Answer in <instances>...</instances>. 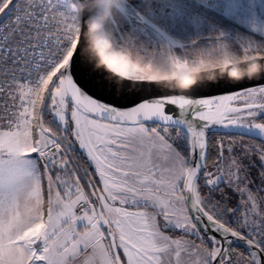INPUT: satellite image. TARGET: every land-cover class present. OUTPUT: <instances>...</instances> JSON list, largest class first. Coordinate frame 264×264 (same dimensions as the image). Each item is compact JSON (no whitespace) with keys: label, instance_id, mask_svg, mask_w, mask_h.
<instances>
[{"label":"snow or ice","instance_id":"1","mask_svg":"<svg viewBox=\"0 0 264 264\" xmlns=\"http://www.w3.org/2000/svg\"><path fill=\"white\" fill-rule=\"evenodd\" d=\"M218 4L0 0V264H264V36Z\"/></svg>","mask_w":264,"mask_h":264},{"label":"rangeland","instance_id":"2","mask_svg":"<svg viewBox=\"0 0 264 264\" xmlns=\"http://www.w3.org/2000/svg\"><path fill=\"white\" fill-rule=\"evenodd\" d=\"M256 2L257 4H259L260 0H256ZM215 13H218L222 17L228 19L229 21L234 23L235 26H233L231 23L229 24L217 19V17L214 15ZM256 15L257 20L254 27L258 28L259 25L264 24V13H261L259 7H257L256 9ZM202 17L203 27L205 29H207L208 27H214L215 29L225 32L227 35L237 40H241L243 38L244 41H250L254 47L262 43L259 37L264 36V32L254 30L253 26H249V23L244 14L230 11L226 6L225 0H219L218 6L208 12L206 11L202 13ZM116 18L119 19L120 15L118 14ZM161 51H164V49L162 48ZM206 51L210 52L211 47ZM205 56L209 57L208 55ZM197 59L205 61L203 60L204 57H197ZM222 59L223 57L221 56V60Z\"/></svg>","mask_w":264,"mask_h":264},{"label":"water","instance_id":"3","mask_svg":"<svg viewBox=\"0 0 264 264\" xmlns=\"http://www.w3.org/2000/svg\"><path fill=\"white\" fill-rule=\"evenodd\" d=\"M207 68L209 69L207 72H201V73L194 74V77L196 79V85H194L193 87L198 86V85H204V84L217 85L219 84L221 80L225 78V75H226L225 71L221 68H217L216 65L209 66ZM228 79L231 80L233 78L228 77ZM176 90L180 92L188 91V89H176ZM205 91L208 92L209 94L201 98L210 99V100L214 99L217 96L228 94L222 89V87L205 89ZM213 131L223 132L225 130L220 128V129H213Z\"/></svg>","mask_w":264,"mask_h":264},{"label":"trees","instance_id":"4","mask_svg":"<svg viewBox=\"0 0 264 264\" xmlns=\"http://www.w3.org/2000/svg\"><path fill=\"white\" fill-rule=\"evenodd\" d=\"M208 12V11H207ZM216 17H217V19H219V20H221V21H224V22H227V23H231L233 26H235V24L234 23H232L231 21H229L228 19H226V18H224V17H222L220 14H218V13H215L214 14ZM241 30H242V28H241ZM214 34V33H213ZM233 38V37H232ZM233 39H235V38H233ZM235 40H237V39H235ZM211 46H209V48H210ZM208 48V49H209ZM207 49V50H208ZM207 52H209V51H206V55H207ZM232 55H237V53L236 52H233L232 53ZM215 58V55H213V56H211V57H207V56H204V59L203 60H205L204 62H205V64H206V66H211V65H215V64H213L212 63V60ZM243 58V55L242 54H240V59H242ZM198 61H202V60H199L198 59ZM207 62V63H206Z\"/></svg>","mask_w":264,"mask_h":264},{"label":"flooded vegetation","instance_id":"5","mask_svg":"<svg viewBox=\"0 0 264 264\" xmlns=\"http://www.w3.org/2000/svg\"><path fill=\"white\" fill-rule=\"evenodd\" d=\"M213 36L215 35V34H212Z\"/></svg>","mask_w":264,"mask_h":264}]
</instances>
